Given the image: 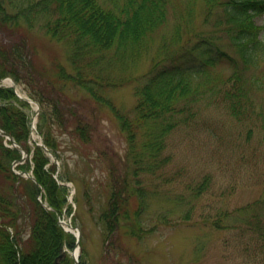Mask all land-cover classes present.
Instances as JSON below:
<instances>
[{"label":"trees","instance_id":"trees-1","mask_svg":"<svg viewBox=\"0 0 264 264\" xmlns=\"http://www.w3.org/2000/svg\"><path fill=\"white\" fill-rule=\"evenodd\" d=\"M109 1L0 0V80L11 78L39 105L36 131L60 162L57 170L42 147L30 144V104L11 87H0V128L30 155L31 164L16 168L31 170L36 182L11 171L20 153L6 147L0 137V264H73L67 251L75 247V238L57 223L58 216L72 212L68 189L58 181L76 182L64 153L82 154L80 158L91 166L110 148L106 145L96 152L89 148L94 116L81 111L82 100L68 98L70 90L82 91L93 103L107 107L126 142L120 168L114 161L107 163L102 191L95 199L97 209L92 193L83 191L100 228L103 259L123 249L121 232L139 241L155 230L147 218L154 214L148 213L150 205L175 181L180 190L173 199L186 205L176 221L190 222L196 206L208 208L211 176L188 174L184 168L170 170L169 145L175 131L198 127L202 113L216 107L240 125L260 120L264 136V0H201L203 25L212 28L209 33L192 29L188 3L187 18L180 16L170 43L156 48L161 47L142 73L138 66L150 53L153 34L165 23L171 1ZM23 29L40 30L61 45L65 63L55 60L51 71L38 69L32 58L34 47ZM182 34L188 36L184 42ZM222 37L225 47L216 40ZM226 46L235 49L236 58ZM223 63L233 67L226 78L214 72ZM126 86H132L135 98L131 110L107 96L108 90ZM258 93L261 98L256 102ZM144 173L156 177L154 182L145 183ZM39 193L50 210L37 201ZM204 210L197 216L203 226L234 232L237 236L232 238L239 240L243 253L254 257L251 264H264V200L231 210ZM125 253L129 263L137 262L133 253ZM120 259L116 264H122ZM79 264H86L83 247Z\"/></svg>","mask_w":264,"mask_h":264},{"label":"rangeland","instance_id":"rangeland-1","mask_svg":"<svg viewBox=\"0 0 264 264\" xmlns=\"http://www.w3.org/2000/svg\"><path fill=\"white\" fill-rule=\"evenodd\" d=\"M106 1L108 0H100ZM170 7L165 23L153 34V46L138 66V73L146 72L151 66L154 54L159 52L164 42L170 43V38L175 25L181 21L180 16L186 19L188 3L190 4V26L194 31L201 33L211 30L203 25V4L201 0H170ZM193 30L189 32H193ZM27 42L34 47L33 62L38 69L51 71L52 61L65 63V53L61 45L49 41L48 37L40 30L23 31ZM190 34V33H189ZM217 33H215L216 36ZM187 35L182 34L181 42L187 40ZM192 37V36H190ZM3 39L0 33V39ZM217 42L226 43L225 37ZM193 41V38H192ZM168 45V43L166 44ZM28 46V45H27ZM159 46H161L159 49ZM228 53L237 57L232 47H227ZM233 67L226 63L217 66L214 72L221 78L231 74ZM8 85L7 83H5ZM71 101H83L81 111L94 116V132L92 144L89 146L93 152L107 148L108 155L99 154V159L94 165H86L77 153L65 151L64 158L70 173L76 179L72 196L76 198L77 205L72 206L76 214L73 223L83 230V246L86 251V262L89 264H116L120 259L122 264H251L253 256H247L242 251V245L233 232H220L210 226H203L199 214L203 207L196 206L190 222H181L178 216L186 210V205L176 203L173 199L179 192L180 184L175 181L165 187V192L151 203L147 216L149 222L155 223V230L142 240L136 241L121 232L120 241L123 249L118 253H111V257H101L102 236L94 216L88 211L87 203L83 197L85 188L92 193L95 209L99 202L96 195L102 191V181L105 177L107 163H116L120 168L121 160L125 158L126 142L116 121L107 107L98 105L89 100L82 91L70 90L67 93ZM107 96L124 110H131L135 98L132 86L108 90ZM256 102L261 95L258 93ZM255 97V95H254ZM253 97V98H254ZM35 105L31 111L34 113ZM203 120L198 127L175 131L171 135L169 151L173 156L170 170L177 172L184 168L188 174H208L211 176V196H207L208 210L215 212L217 208L234 209L250 204L256 200H264V136L260 130V120L254 124H237L229 119L221 108L211 107L202 113ZM36 138V137H35ZM93 156H96L93 154ZM120 160V161H119ZM103 170V171H102ZM182 171V172H183ZM180 172V171H179ZM145 174V173H144ZM143 177L145 183L154 182L156 177L148 174ZM176 177V176H175ZM141 180V177H140ZM159 181V177L155 182ZM70 187L72 186L69 184ZM162 190L164 187H159ZM167 192V193H166ZM167 194V195H165ZM178 194V193H177ZM103 198V197H101ZM165 200V201H164ZM131 208H134L133 203ZM204 210V211H205ZM206 212V211H205ZM168 219H164L165 217ZM164 217V218H163ZM69 216H64L63 221L70 225ZM65 229L67 226L63 225ZM202 243L201 246L199 244ZM198 249V252H197ZM133 253L137 262L129 263L125 257L126 251ZM115 252V251H113ZM197 254L200 255L199 258ZM195 259V260H194Z\"/></svg>","mask_w":264,"mask_h":264},{"label":"water","instance_id":"water-1","mask_svg":"<svg viewBox=\"0 0 264 264\" xmlns=\"http://www.w3.org/2000/svg\"><path fill=\"white\" fill-rule=\"evenodd\" d=\"M0 134H1L2 136H5V137L9 138V139L13 142V139H12L11 137H9L7 134H5L4 132L0 131ZM78 239H79V238H78Z\"/></svg>","mask_w":264,"mask_h":264}]
</instances>
